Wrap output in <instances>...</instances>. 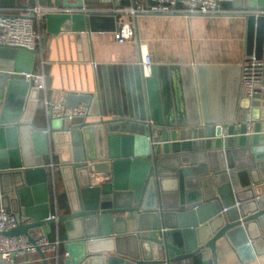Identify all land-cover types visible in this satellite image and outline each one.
<instances>
[{
	"label": "water",
	"instance_id": "water-1",
	"mask_svg": "<svg viewBox=\"0 0 264 264\" xmlns=\"http://www.w3.org/2000/svg\"><path fill=\"white\" fill-rule=\"evenodd\" d=\"M38 2L69 9L90 4ZM232 3L237 10L264 11V0ZM114 20L111 13H46L42 43L59 33L113 32ZM244 20L246 55L264 62V16ZM38 53L0 46V208L19 220L6 236L32 242L44 237L43 226L63 224L68 257L55 264H171L201 254L217 264L221 239L244 261L264 254V91L251 100L242 90L225 118L211 120L201 100L204 66L181 67L178 78L176 66L150 65L145 75L140 62L126 64L117 117L58 119L37 129L32 120L40 93L22 73H33ZM72 68L75 79L65 89L83 99L91 117L100 82L82 60ZM172 70L184 93L175 110L162 99ZM44 157L52 164L56 157L59 165L49 168ZM58 176L67 193L65 212L50 206L49 188ZM53 214L56 221L47 219Z\"/></svg>",
	"mask_w": 264,
	"mask_h": 264
},
{
	"label": "crops",
	"instance_id": "crops-1",
	"mask_svg": "<svg viewBox=\"0 0 264 264\" xmlns=\"http://www.w3.org/2000/svg\"><path fill=\"white\" fill-rule=\"evenodd\" d=\"M87 1L90 4L85 6L86 9L107 11L133 5L146 7L149 4L147 0ZM27 2L28 0H0L1 6L8 8H20ZM223 9L237 10L233 3L224 4ZM114 18L116 27L124 21L120 15H115ZM129 20L133 24L135 36L123 45L116 43L110 28L108 31L105 29L91 33H59L56 37L46 36L45 42L41 43V52L33 68V72L39 73L43 70L46 75V90L40 91L38 114L32 120L35 128L43 129L47 126L43 107L45 98L50 103L64 101L69 105H79L83 101L65 89L70 77L75 79L72 66L78 64L79 60H82V66L89 67V71L91 67L102 88L96 93L97 101L91 107L92 113L98 115L93 114L86 121L114 119L123 110L125 102V92L120 87L121 69L126 64L141 63L145 55H149L152 66L180 68L177 71L178 78L179 72H182L181 67L204 66L206 69L200 75L201 100L209 112V118L222 119L227 116L236 95L242 93L239 65L247 57L244 49L243 17L230 15L185 18L179 15H143ZM43 34L42 32L41 35ZM78 71L81 75L80 69ZM172 71L173 79L162 85V99L163 104L175 110V107L179 109L183 106L184 93H181L180 80L177 84V72ZM43 159L44 163L48 165L51 163L46 157ZM53 159V164L58 166V159L56 157ZM49 193L52 211L56 208L57 211L65 212L67 193L60 176L51 184ZM127 223L128 231L131 233L134 230L133 224L129 221ZM42 229L43 236L48 241L59 242V256L61 260L64 259L67 232L63 224L57 228L54 225H46ZM45 257L48 259V264H55L52 254H46ZM216 259L217 264H264V254L254 257L253 260L244 261L223 239L217 243ZM14 264H25V260L16 259ZM27 264H42V262L38 254H32L27 257ZM171 264H208V261L205 255L201 254L184 262Z\"/></svg>",
	"mask_w": 264,
	"mask_h": 264
},
{
	"label": "built area",
	"instance_id": "built-area-1",
	"mask_svg": "<svg viewBox=\"0 0 264 264\" xmlns=\"http://www.w3.org/2000/svg\"><path fill=\"white\" fill-rule=\"evenodd\" d=\"M146 7L140 6L118 8L113 10H99L82 8H47L39 4L38 0H28L27 4L20 8L2 7L0 3V46L38 50L41 52L42 35L40 25L43 15L46 13H83V14H108L113 16L120 15L124 21L112 32L117 44L123 45L134 38L133 24L130 18L136 19L138 16H184L185 18L202 16L206 18L218 16H239L247 17L254 14L264 16V11L259 10H224V4H230L234 0H150ZM37 28V29H36ZM38 53V54H39ZM151 59L145 55L140 63L141 68L147 75L150 71ZM96 67V66H93ZM240 84L244 96L253 99V96L264 91V62L257 59L254 55H248L239 65ZM27 82L36 90L45 91V72L22 73ZM44 118L47 128L52 120H72L76 118H89L90 108L79 104L75 107L68 106L64 101L50 103L43 101ZM48 133V129L44 130ZM53 168V164L48 165ZM47 219L57 220V215H52ZM19 220L16 214L6 212L0 208V261L2 264H14L16 259H24L27 264V257L41 252L43 255L52 254L55 263L60 259L59 242H50L45 237L29 241L27 237L6 236L9 230L15 228ZM68 257V252L63 255Z\"/></svg>",
	"mask_w": 264,
	"mask_h": 264
},
{
	"label": "trees",
	"instance_id": "trees-1",
	"mask_svg": "<svg viewBox=\"0 0 264 264\" xmlns=\"http://www.w3.org/2000/svg\"><path fill=\"white\" fill-rule=\"evenodd\" d=\"M41 33L44 31V23L42 22L40 25Z\"/></svg>",
	"mask_w": 264,
	"mask_h": 264
}]
</instances>
